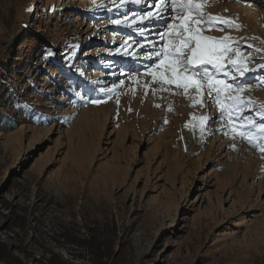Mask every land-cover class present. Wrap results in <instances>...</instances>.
I'll list each match as a JSON object with an SVG mask.
<instances>
[{
    "label": "rangeland",
    "instance_id": "1",
    "mask_svg": "<svg viewBox=\"0 0 264 264\" xmlns=\"http://www.w3.org/2000/svg\"><path fill=\"white\" fill-rule=\"evenodd\" d=\"M195 2L204 4L200 34L227 46L222 78L246 70L250 85L227 84L218 95L209 87L222 82L212 64L210 79L197 67L186 73L203 84L199 91L154 79L158 53L185 15L173 0H0V246L15 262L264 264V0ZM152 6L171 13L163 39L145 31L153 13L149 21L164 19ZM64 41L74 50L63 53ZM99 49L111 52L100 65L67 70L62 62ZM123 55L142 67L110 81L121 75ZM90 68L89 87L79 76ZM29 81L48 88L40 104L52 118L40 120L17 101L11 110L8 97L16 89L26 96ZM91 91L104 100L85 102ZM237 104L247 105L239 118ZM243 118L258 133L234 130L230 123Z\"/></svg>",
    "mask_w": 264,
    "mask_h": 264
},
{
    "label": "snow or ice",
    "instance_id": "2",
    "mask_svg": "<svg viewBox=\"0 0 264 264\" xmlns=\"http://www.w3.org/2000/svg\"><path fill=\"white\" fill-rule=\"evenodd\" d=\"M203 7L204 4L197 3L195 0H173V8L179 9L185 15L179 25L172 26L168 34L173 43L161 49V52L158 53L161 59L157 65L158 71L152 73L154 79L159 77L164 83H174L178 87L185 88V90L194 85L199 91L203 84L196 82L193 80L192 75H186V73L191 72V69L198 65L212 64L214 67L219 65V60L222 58L223 52L227 50V46L222 41L209 44L208 41L212 38L200 34L196 24L203 19L201 11ZM193 16L196 18L194 22L190 20V17ZM209 19L215 18L209 17ZM225 23L230 24L227 21ZM161 38L163 39V37ZM232 63H235V61H232ZM204 76L205 79H210L207 73ZM221 83L220 81H210L209 87L215 88L219 95L222 91L219 87ZM224 87L230 88L228 85H224ZM227 99L236 101L237 97H226ZM217 103H221V101L218 99ZM222 111H228V109L225 107L222 108ZM260 131H264V128H261ZM239 134L244 136L243 132Z\"/></svg>",
    "mask_w": 264,
    "mask_h": 264
},
{
    "label": "trees",
    "instance_id": "3",
    "mask_svg": "<svg viewBox=\"0 0 264 264\" xmlns=\"http://www.w3.org/2000/svg\"><path fill=\"white\" fill-rule=\"evenodd\" d=\"M52 1L56 2L57 0H52ZM41 18H43V17H41ZM35 40H37V43L39 45V48L37 50L38 53L45 51V49H44L45 44H42V42L40 43V41L37 37ZM47 51H49V53H51L50 49ZM31 66H33V65H31ZM50 72L53 73V71H50ZM27 79L28 78H25V81ZM28 84H29V89H27V90H29L30 92H27L28 94L26 96L22 95V91L20 89H18V90L16 89L13 91L14 96L11 98L8 97V105L10 106L11 110L15 109V107L13 106L15 101H17V103L20 104V106L24 110H28L29 107L35 108V110H37L41 106L40 103L43 102L42 98H44L43 94H42L44 92H42V91L46 90L47 88L46 87H38V86L32 87L30 81L28 82ZM5 94L6 93H3L2 96H4ZM24 97H26L25 100H23ZM31 114L34 115V112H32ZM17 118H19V116ZM17 118L12 117L10 119H14L18 123ZM2 121H3V118H2ZM103 256L107 257V255H103ZM0 260H3L6 264H19V263L15 262L8 254H6V251L4 250V248H2V246H0ZM49 263L50 264H63L60 261H57V262L54 261L53 258L49 259Z\"/></svg>",
    "mask_w": 264,
    "mask_h": 264
},
{
    "label": "bare ground",
    "instance_id": "4",
    "mask_svg": "<svg viewBox=\"0 0 264 264\" xmlns=\"http://www.w3.org/2000/svg\"><path fill=\"white\" fill-rule=\"evenodd\" d=\"M248 6H249V5H248ZM162 10L164 11V8L160 9L159 11H157V13H158V14H160V16H161V15H162V13H163V11H162ZM167 12H169V11H167ZM164 14H166V13H164ZM164 14H163V15H164ZM167 14H168V13H167ZM162 19H163V18H162Z\"/></svg>",
    "mask_w": 264,
    "mask_h": 264
}]
</instances>
